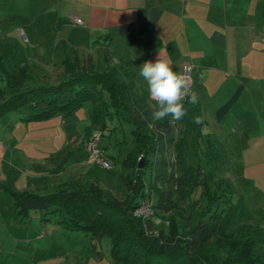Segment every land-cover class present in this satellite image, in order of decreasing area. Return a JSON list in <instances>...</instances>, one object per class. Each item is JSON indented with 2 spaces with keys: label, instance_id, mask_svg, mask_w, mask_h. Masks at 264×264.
<instances>
[{
  "label": "crops",
  "instance_id": "1",
  "mask_svg": "<svg viewBox=\"0 0 264 264\" xmlns=\"http://www.w3.org/2000/svg\"><path fill=\"white\" fill-rule=\"evenodd\" d=\"M70 13L83 23L71 21ZM0 30L13 41L21 34L24 43L23 52L10 50L6 59L0 54L2 60L12 67L27 64L30 77L44 83L60 79L63 59L88 54L100 59L108 47L129 63L150 99L147 82L139 75L145 61L155 62L161 53L174 71L190 63L192 89L199 101L195 105L184 101L183 119L194 127L196 144L190 147L194 154L209 136L231 156H242V163L264 165V0H0ZM150 103L156 108L155 101ZM90 108L86 102L71 115L35 121L25 120L24 110L2 115L1 189L46 193L63 185L86 186L74 177L79 174L74 167L87 165L86 133L99 132ZM78 114L92 126L85 125L84 134L77 129ZM197 115L202 124L193 122ZM114 124L109 121L108 127ZM175 126L182 127V120ZM115 129L102 135L107 136L101 146L109 159L106 148ZM77 134V142L69 147V138L75 141ZM52 141H59L58 149L50 146ZM125 192L111 193L123 197ZM35 212L44 225L64 227L61 214ZM44 235L41 232L37 239ZM2 246L6 247L4 241ZM103 256L97 258L102 263ZM103 264L118 263L108 258Z\"/></svg>",
  "mask_w": 264,
  "mask_h": 264
},
{
  "label": "trees",
  "instance_id": "2",
  "mask_svg": "<svg viewBox=\"0 0 264 264\" xmlns=\"http://www.w3.org/2000/svg\"><path fill=\"white\" fill-rule=\"evenodd\" d=\"M61 64L58 81L25 86L30 67H12L0 55V117L17 109L27 111L25 120L71 115L88 102L100 140L104 130L130 122L134 145L119 176L126 192L117 197L94 181L48 193L7 189L17 217L31 211L59 213L64 227L89 236L97 256L102 255L97 244L106 237L109 256L118 264H264L253 251L257 227L242 221L247 217L242 194L225 174L232 156L224 146L206 135L192 164L186 150L194 147V127L184 119L180 128L170 117L155 119L157 109L136 72L108 47L100 59L88 54ZM112 120L116 123L109 128ZM91 135L86 133L84 142ZM143 203L150 213L134 214ZM154 218L170 221L167 231L154 229Z\"/></svg>",
  "mask_w": 264,
  "mask_h": 264
},
{
  "label": "rangeland",
  "instance_id": "3",
  "mask_svg": "<svg viewBox=\"0 0 264 264\" xmlns=\"http://www.w3.org/2000/svg\"><path fill=\"white\" fill-rule=\"evenodd\" d=\"M0 34V54H3L5 59L8 58L7 56L10 54V50L16 53L18 51H24L21 34H19L18 41L9 39L5 31L0 30ZM41 80V78L35 76L29 77L24 85L32 86L44 83ZM23 110H12L10 113H21L18 111ZM78 116L79 125L77 129L80 134H84V126H92L90 123H87V118L82 117L81 114H78ZM50 117L32 119L30 121L45 120ZM130 129L131 123L123 121L111 133V145L106 148V152L111 155L112 164L110 168H104L98 163H87L83 167H74V171L77 170L79 172L78 175H74L77 180L80 179L78 182L89 185L96 179L99 185L107 192L122 194V191H126L119 176L125 170L123 159L134 145ZM51 130H53V127ZM77 136L79 137L80 135H76L75 141L69 138V147L77 142ZM106 142L107 136H103L99 144L101 146V144H105ZM58 144L59 141H52L50 146L56 148ZM190 147L187 148L186 155L192 164H196L197 158H195V154L198 153V149L194 154V150ZM58 148L59 146H57ZM228 152L231 151L228 150ZM242 158V156H232L234 161L231 159L230 171L225 172V174L230 176L239 187L243 197L244 213L247 215L242 221L251 224L252 227H257L253 251L261 255V258H264V165L261 168L260 162L244 164L242 163ZM233 169L240 172L238 176H236V172ZM144 176L148 179V171L145 172ZM0 187L2 188V186ZM1 188L0 239H4L3 241L6 247H3V241L2 244L0 241V264H33L34 262L39 264H103L110 258V245L106 237L101 238L96 247V249L102 251V256L104 255L102 263L100 261L101 259H97L96 252L94 253L92 251L89 236L85 232L81 230H70L59 223L55 225L53 223L44 225V223L39 222V216L36 215L38 212L35 211H31L29 216L20 219L15 215L10 193ZM50 214L48 213L47 215L51 216ZM167 223L170 225V221L167 222L164 219L154 218L153 228H162L167 231ZM41 232L45 233V235L37 239Z\"/></svg>",
  "mask_w": 264,
  "mask_h": 264
},
{
  "label": "clouds",
  "instance_id": "4",
  "mask_svg": "<svg viewBox=\"0 0 264 264\" xmlns=\"http://www.w3.org/2000/svg\"><path fill=\"white\" fill-rule=\"evenodd\" d=\"M189 73L190 69L174 71L170 61L161 53L155 62L145 61L140 66L139 75L147 82L150 99L156 102L155 119L171 117L172 122H178L187 115L186 99L190 105L198 103V94L190 87ZM193 122L202 124L203 118L197 115Z\"/></svg>",
  "mask_w": 264,
  "mask_h": 264
},
{
  "label": "built area",
  "instance_id": "5",
  "mask_svg": "<svg viewBox=\"0 0 264 264\" xmlns=\"http://www.w3.org/2000/svg\"><path fill=\"white\" fill-rule=\"evenodd\" d=\"M69 18L71 21H73L75 24H82L81 18L75 16L74 14L70 13ZM190 69V77H191V64L185 62L182 65V70ZM190 87L192 88V77L190 79ZM193 90V89H192ZM187 100V99H186ZM100 131L91 135L85 142H84V150L86 152L85 160L87 163H98L104 168H110L111 167V159H109L102 148L100 147ZM150 207L149 204L143 203L141 206H139L135 211L134 214H143L148 215L150 213Z\"/></svg>",
  "mask_w": 264,
  "mask_h": 264
},
{
  "label": "water",
  "instance_id": "6",
  "mask_svg": "<svg viewBox=\"0 0 264 264\" xmlns=\"http://www.w3.org/2000/svg\"><path fill=\"white\" fill-rule=\"evenodd\" d=\"M142 165V158L139 159V162H138V166H141Z\"/></svg>",
  "mask_w": 264,
  "mask_h": 264
}]
</instances>
